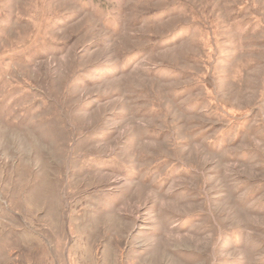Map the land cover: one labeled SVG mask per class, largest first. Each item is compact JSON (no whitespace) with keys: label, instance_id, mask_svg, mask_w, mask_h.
Returning a JSON list of instances; mask_svg holds the SVG:
<instances>
[{"label":"rangeland","instance_id":"obj_1","mask_svg":"<svg viewBox=\"0 0 264 264\" xmlns=\"http://www.w3.org/2000/svg\"><path fill=\"white\" fill-rule=\"evenodd\" d=\"M0 264H264V0H0Z\"/></svg>","mask_w":264,"mask_h":264}]
</instances>
